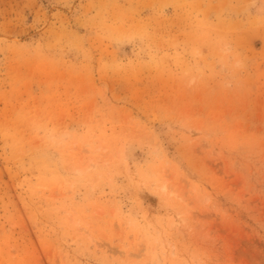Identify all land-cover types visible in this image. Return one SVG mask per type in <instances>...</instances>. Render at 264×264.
<instances>
[{
    "label": "rangeland",
    "instance_id": "rangeland-1",
    "mask_svg": "<svg viewBox=\"0 0 264 264\" xmlns=\"http://www.w3.org/2000/svg\"><path fill=\"white\" fill-rule=\"evenodd\" d=\"M0 264H264V0H0Z\"/></svg>",
    "mask_w": 264,
    "mask_h": 264
},
{
    "label": "bare ground",
    "instance_id": "bare-ground-1",
    "mask_svg": "<svg viewBox=\"0 0 264 264\" xmlns=\"http://www.w3.org/2000/svg\"><path fill=\"white\" fill-rule=\"evenodd\" d=\"M163 187H165V186H163ZM166 188V187H165ZM164 190V189H163ZM174 225V224H173Z\"/></svg>",
    "mask_w": 264,
    "mask_h": 264
}]
</instances>
